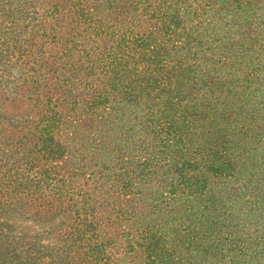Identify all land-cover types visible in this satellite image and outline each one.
Wrapping results in <instances>:
<instances>
[{
  "label": "trees",
  "instance_id": "16d2710c",
  "mask_svg": "<svg viewBox=\"0 0 264 264\" xmlns=\"http://www.w3.org/2000/svg\"><path fill=\"white\" fill-rule=\"evenodd\" d=\"M0 264H264V0H0Z\"/></svg>",
  "mask_w": 264,
  "mask_h": 264
}]
</instances>
